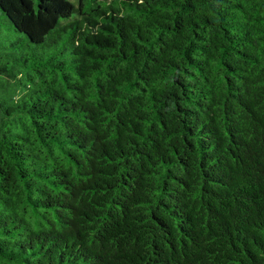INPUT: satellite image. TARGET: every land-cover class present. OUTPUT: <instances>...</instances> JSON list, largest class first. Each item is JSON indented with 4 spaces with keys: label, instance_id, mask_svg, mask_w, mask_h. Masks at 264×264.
I'll list each match as a JSON object with an SVG mask.
<instances>
[{
    "label": "trees",
    "instance_id": "trees-1",
    "mask_svg": "<svg viewBox=\"0 0 264 264\" xmlns=\"http://www.w3.org/2000/svg\"><path fill=\"white\" fill-rule=\"evenodd\" d=\"M0 264H264V0H0Z\"/></svg>",
    "mask_w": 264,
    "mask_h": 264
},
{
    "label": "snow or ice",
    "instance_id": "snow-or-ice-1",
    "mask_svg": "<svg viewBox=\"0 0 264 264\" xmlns=\"http://www.w3.org/2000/svg\"><path fill=\"white\" fill-rule=\"evenodd\" d=\"M50 2H51L53 5H56V4L60 3L61 0H50Z\"/></svg>",
    "mask_w": 264,
    "mask_h": 264
},
{
    "label": "clouds",
    "instance_id": "clouds-1",
    "mask_svg": "<svg viewBox=\"0 0 264 264\" xmlns=\"http://www.w3.org/2000/svg\"><path fill=\"white\" fill-rule=\"evenodd\" d=\"M110 247H113L114 248V244L113 245H110Z\"/></svg>",
    "mask_w": 264,
    "mask_h": 264
}]
</instances>
